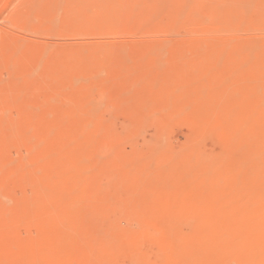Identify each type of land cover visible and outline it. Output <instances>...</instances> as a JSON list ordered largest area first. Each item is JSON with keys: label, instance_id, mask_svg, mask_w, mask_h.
Instances as JSON below:
<instances>
[{"label": "rangeland", "instance_id": "obj_1", "mask_svg": "<svg viewBox=\"0 0 264 264\" xmlns=\"http://www.w3.org/2000/svg\"><path fill=\"white\" fill-rule=\"evenodd\" d=\"M32 1H34L33 2L34 4L30 3L31 0H0V4H1L0 5V96H2V94L5 91L4 86H6V88L8 87L9 90L11 86V90H12V86H13L12 81L14 77L17 76L18 74H24V75L28 74L26 76L27 78L32 75H35V77L32 78L34 83L29 87L27 85L24 87L28 89V91L25 93L26 95L24 96L18 95L19 99L14 95L6 96L2 98V100L0 98V119L3 120L6 119V117L9 119L8 124L4 125L5 129L3 128L0 130V148H1L0 157L2 158L6 154V156H8L7 159L10 162L8 163L7 161H4L2 163V164H7V163L9 164L8 166L4 165L5 169H2L3 166L0 162V166H1L0 184L3 182V185H0L1 187L0 196L3 195L1 199L2 200L7 199L5 201H8L11 205V208H7V210L4 211L5 212L4 214L6 215L5 218L7 219V220L5 219L6 220L5 222L7 223L6 228H5V224H3L4 226L1 225L4 228L0 226L1 229L0 264H73V263L100 264L101 261L103 262V264H114V263L130 264L131 261L128 260L130 256H132L133 258L132 260L133 263L131 264H136V263L138 264V261H141L139 258L142 259L144 254L145 257H143L144 260H142V262L145 261V263L139 262V264H146V263L161 264L162 259L165 258V256L168 255V253L171 257H174L177 261L178 260L182 261L184 264H193L190 258L184 257L180 255V253H177L176 251L163 252L164 247L166 251L167 241L156 240L152 243L151 239L147 235L143 234L140 241L145 246H140V249L141 248L143 249H141L140 253L135 254L133 252L131 244L127 242V239L129 237L132 238L134 236H138V234L144 230V227L147 231H149L150 229L147 227L153 228L150 229L149 232L151 231L155 232L156 228H160L162 226L165 227L166 224L163 222V219L167 218L165 216H168L170 213H173L176 217L181 216V218L190 217L191 219V217H193V215L196 212L194 208L191 207L186 208L179 206L175 207V204H178L179 202L177 201L178 199L180 201L184 199H189L193 194L194 197L199 198L200 201L201 199H203V197H205L204 195L206 189H203L202 190L203 192L194 193L195 192L194 184H196L198 182L197 180H200L199 178H201V174L198 173L200 171L196 169L198 168V161H199L198 159L201 155L202 156L200 158L204 157L206 159L207 157L214 158L215 156L214 159H216L217 157V159L220 160L218 161V164H220L221 166L219 167V171H218L219 173L222 172L224 174H228V170H226L225 167L236 164L237 154H238L237 149L242 144V140H240V138H238V140L233 139L231 138V136L230 137L228 135L226 136V133H222L221 131H223L224 127L226 126L225 123H227V121H229L230 119L229 124L232 131L238 129V132L241 133L240 122L232 125L233 123L232 120L234 118V115L230 111L231 109L230 107L236 104L240 106L241 104L244 105V97L243 95L241 96L240 94L243 91L242 90L243 85H241L243 84V82L241 83L242 78L241 77L237 78V74L239 71L237 67H241L240 65L243 57L242 56L243 53H241L242 48H246L245 45L248 44L264 45V0H165V1L146 0L149 3V5H147L148 3L145 0H116V2L115 0L114 1L100 0V3L102 1V5H100V3L98 2L99 0H97L99 4L97 6H96L97 2H94L95 0H72L73 3L67 0L69 5L70 2L72 3V6L70 5L71 6L70 12L73 14L75 13L73 20L74 22L71 21L70 24L74 27V31L70 30L72 26L69 27L70 26L69 25L68 27H66V25L68 24H65V28H63L64 25L59 26V24L61 25L60 23L62 19L61 17L65 16L64 11L60 9L61 10L60 13L61 14L62 12L64 13V15H62L61 17L60 15H58V17H60L59 18L60 22L59 20L56 21L55 18L58 19V17H54V16H53L54 18H52L51 20L49 19L51 18L50 13L48 14L45 13V6L42 7L40 3L37 2L39 4L38 5L35 2L36 0H32ZM37 1H40L41 4L43 5L44 4L46 5V3L48 2L52 3L51 0L50 1L37 0ZM144 1L147 4H144L145 3ZM247 1L250 3V6L248 3L246 4ZM113 2L117 3L116 6L118 7L116 10H115L116 6L113 4ZM159 2L163 4H160ZM223 2L225 3L223 4ZM49 3L48 5H46V7L50 5ZM65 3L66 0H64L63 5H65ZM103 3H104V7H103ZM106 3H108V5L111 4L113 7L115 6L114 9L113 7H111V5H110L111 8H109ZM32 4L35 5V7ZM88 4L90 6H87ZM244 4L248 5V7ZM73 5H74V9H73ZM76 5L78 7L81 6L83 10H81L80 7V10L78 11L79 8ZM135 5L137 7L136 10H138L139 8L138 11H135L137 12L136 16L134 15L130 17L127 16L128 18L126 17L125 19L116 20L118 22H115V25L116 24L118 25L116 27L117 30L113 31L114 32L113 36L111 34L112 32L109 33L108 31L107 32L105 31L106 29L104 26L101 25L103 28L102 29L101 27L99 28L100 21L103 22L99 16V14L102 15L103 13H101L100 11L105 10L104 12H107L106 10L108 9L106 8L108 7L109 8L108 11L112 10V12L114 13L116 11H121V10L124 11V9L125 10H130L131 8L134 9ZM145 5H147V7ZM86 6L88 10L86 9ZM142 6H144L145 8ZM64 7L66 8L67 6ZM92 7H95L94 10H96L97 7H100V11L99 12H97L98 10L94 11ZM246 7L248 8V10L250 8V11H248ZM47 8L50 9V7ZM143 8L146 9L145 11L147 12V14H150L149 20L147 22L145 21L146 24L145 22H143L144 16L140 15ZM62 9L64 10V8ZM76 9L80 13H77ZM245 9L247 10L246 13H245L246 11ZM73 10L74 12H72ZM81 11L83 14L87 12L86 14L87 16L85 15V17H88L90 13L93 12L91 15L92 17L90 16L91 21L93 19L95 20L96 17V20L98 19L100 20L98 21L99 26L96 24L98 22H95L94 20L93 22H95L94 24L96 25H93L94 27L91 26L92 25L91 23L93 22L91 21H90L91 23L89 21L87 22V18H86V20L85 19L84 20L87 22V24L88 23L90 24L87 25L86 22H84L83 20V18L85 17L83 18L81 17L83 16ZM180 12H182L184 16ZM196 12H198L199 17L201 18L197 17ZM179 13L181 14V17L183 16L182 18L181 17L179 18L180 16ZM80 14L81 16L79 17ZM137 14L139 15L137 16ZM192 14L195 16H193ZM46 15L48 16L47 17L48 20L47 18H45L47 22L44 19ZM233 16H234V21L231 19ZM75 17L79 19L77 20L75 19ZM90 17L88 18V20H90ZM221 17L224 19L229 17L231 23L232 21L233 23L236 21L235 22L236 26L234 24L233 27L240 29H238L237 31V29L235 28H230L226 26L224 27L226 29H222L220 25L221 22H223V19H221ZM162 18L165 19L166 21L163 20ZM176 18L178 22L179 21L181 22L176 24L177 22ZM215 18H217L218 21H215L216 20ZM242 18L244 19L241 20ZM29 19L33 20L32 23L31 20ZM66 19L71 20V17H67ZM80 19L83 21V23L82 21H80L79 23ZM35 20L37 23H35ZM67 20L65 21L66 23H68ZM185 20L187 21V24L190 25H187L185 23L186 22ZM204 20H206L207 23ZM18 21H20V23H18ZM48 21L50 22V24H53L54 29H55L54 24L58 23L57 26L59 28L62 27L64 29L63 31L60 30L62 31L61 34L64 31H66V33L67 31L69 32L71 31V33L68 32L69 34L67 33V35L64 36L63 34L58 35L57 33L60 32L58 31L59 28L56 30L50 29L49 27L52 28V26H50ZM121 21H123V23ZM27 22H29L30 24H28ZM142 22L144 23L146 28L143 26ZM46 23L47 26L49 27L43 26L46 25ZM81 23L83 27L81 26ZM16 24H21V25L25 24L26 26H23V28H21V25L19 26ZM36 24L38 27L35 26L34 28H38V29L34 30L33 25ZM73 24H75L76 29L78 28V31L80 28L81 29L83 28L82 30L83 31L85 30L84 33H87L89 35L83 34V36L85 37H79V35L80 36L82 35L78 34L77 36L76 35L77 33H83V32H81L82 31L81 29H80L81 31L78 32ZM83 24L88 29H84ZM153 24L154 26L155 25L156 26L154 27ZM29 25L32 27H30ZM41 25L43 27H41ZM136 25H138V27ZM250 25L252 27V30L250 29L251 28ZM27 27H29L30 30L27 29ZM39 27L42 30L43 29L45 30L42 32ZM89 27H93L94 29L98 28L99 30L98 29L96 30L102 32L100 33L98 32V34L96 31L91 32L92 31L91 29L93 28H89ZM120 27L122 31L120 30ZM141 27L142 29H140ZM198 27L201 29V31H199L200 29ZM219 27H221L222 32H219L220 31ZM48 28L50 29V31L48 30ZM159 28H161L162 30L164 28L165 29L164 31H162L159 30ZM213 29H215L214 32H212ZM75 30L77 33L75 32ZM225 30L226 31L228 30V32H226ZM150 31L152 33H150L149 35L146 34L147 32ZM153 31L154 32L157 31V32L154 33ZM192 31L194 35L197 32L200 35L197 33L194 36L192 34ZM216 31L218 32V35ZM51 32L53 34H50ZM125 32L127 33V35ZM204 32L205 34L201 35V33L203 34ZM95 33L97 34V36H95L96 35ZM106 33L110 35L106 36ZM118 33L120 34V36L122 35L123 36L120 37ZM207 33L208 34L212 33V35L211 34L206 35ZM232 33L235 35H233ZM15 37L20 38V40L16 39L18 41L17 42L15 40ZM206 38L220 40L228 44L218 45L216 47L218 49V51L216 52L218 53V55L213 57L211 56L206 60H204L203 62H201L200 59L201 53L202 54L211 53V46H203L205 49L202 50L203 47H200L199 49V46H194L191 43L201 42ZM100 40L104 41L102 42L103 48L105 46H108L107 44L112 43L113 49L112 50L103 49L101 46H99V43L101 42ZM169 40L170 42L172 40L171 44H169L168 42ZM15 41L17 44L15 48L18 46L19 47L23 46L20 47L19 49L16 48V52H14L15 50L14 47H13L14 49L11 50L12 46L15 45ZM43 41L46 42V44L42 46L41 44H44ZM98 41H99L98 45H95ZM105 41L107 42L106 44ZM164 42L167 43L169 46H167V44H165ZM11 43L13 44L11 45ZM98 46L99 48H102L104 51H101L99 52L98 55H95L97 50L99 49ZM8 47H10L11 51L8 49ZM160 47L162 48V52ZM45 48H47L48 50H46ZM43 49L46 50V52H44ZM76 50L77 51L79 50L80 52L79 51L77 52ZM154 50L156 51L153 52ZM43 52L45 54H43ZM81 52L82 54H79ZM103 52L104 55H102ZM183 52H190L188 53L189 56L186 58H180ZM12 53L15 54L14 56H16L17 58L13 57ZM10 54L12 55L10 56ZM165 54L167 55L165 56ZM253 57L256 58L257 55L253 54ZM5 58L8 59L6 60ZM13 59L16 60L12 64ZM11 60L12 62H10ZM160 60L161 62L163 61L164 62L161 63L159 62ZM15 62L18 63L15 64ZM38 64L40 65V67L39 66L37 67V71H34V73L30 74L29 70L30 69L34 70V67ZM247 71L249 72L248 74H246L247 77L249 75L248 78L252 77L251 74L253 75L254 73H256L254 68L252 69L249 68ZM98 73L102 75L100 74L98 75ZM95 75L99 77L97 78ZM78 78L79 79L82 78V79L79 80ZM86 78H88V80ZM235 79H236V83L232 84V80ZM95 85L97 89L95 88ZM212 91H213V95H212ZM47 96H49L51 99L55 97V99H52V101L53 100L54 101L52 102L51 99H48L49 97ZM200 96H203V98H200ZM214 96H218V97L214 99L215 101L214 100L211 101L210 100L211 97ZM101 97L102 99H100ZM21 98H23L22 101H20ZM38 98H42L41 100L44 103L38 105L34 104V102H36ZM45 98H47L48 101ZM97 98L98 100L99 99L100 100L95 101L97 100ZM207 99L209 100L205 102L203 101ZM24 101H26L25 105H24ZM70 101L73 102V104ZM197 101H199V103ZM15 103L19 104L16 105L19 106V108H21L20 109L21 111L19 109H18L19 111H17L16 108L18 107L15 105ZM115 103L117 104L115 105ZM91 104L95 105L94 106L95 110H92L93 111L92 114L91 111L89 110V107H92ZM211 104L213 105L211 106ZM28 105H30L29 106L30 109L33 108L32 106H34V109L36 108L33 111V113L35 112V116H36L35 118L37 124H32L34 121L32 123H30V120L26 121L27 119L24 117L27 109L26 106L28 107ZM183 105L185 107H183ZM188 105L190 106L188 107ZM8 107L9 109H7ZM29 107H28V111H29ZM203 107L205 109H203ZM208 107L210 108L208 109ZM213 107L214 109H212ZM165 108L166 111L168 110L167 112L165 111ZM6 109L10 112L6 111ZM112 109L113 111H110ZM96 110H100V111L99 112L97 111L98 114L97 112H95L97 116L95 115L94 117L93 114L94 111ZM5 111L7 112L10 118L6 116L7 114H4L5 117H2L3 112L6 113ZM111 112L112 115L114 116V119L113 116L110 114ZM49 113L53 115H50ZM178 113L179 115H177ZM63 116H65L64 120H63ZM103 119H107V120L103 122L104 121ZM1 120L0 122H2ZM171 120L173 121L171 122ZM92 121L94 123H92ZM179 122L180 123L185 122L189 127L183 123H182L183 125L181 124L182 125L181 126L179 125L180 124ZM221 123H224L225 125L223 124L224 125L223 126L221 125ZM217 124L219 127L217 126ZM176 125L178 127H176ZM206 126L209 127L207 128ZM211 126H213V129L216 126L215 127L216 129H214L216 131L210 129L212 128ZM220 126H222L221 129ZM101 127H104L102 131H100L102 129ZM113 127L116 128V130L118 131H116ZM27 128L30 129V134L25 135L28 138H23L24 135L22 136L21 132H23V130L25 131L28 130ZM217 128L220 129V130L218 129L219 133H217ZM195 129H196L195 134L196 135L199 134L198 136H195V134L193 133L195 132ZM203 129H205L204 132L200 133V131L202 132ZM209 130L212 131L210 132ZM50 132L52 134H50ZM99 132L102 133L100 134ZM165 132L167 133L165 134ZM19 133H21L20 136H18ZM191 133H193L194 136L193 135L192 136L195 139L192 136H189L191 135ZM80 134L82 137L80 136ZM217 134L221 135L220 138L219 135ZM222 134L223 135L225 134L224 137L226 138L228 137V139L226 138L224 139V137L221 138ZM9 135H11L10 140L14 142L13 144V142L9 141V143L13 145V147L11 146L12 149H9L10 144L8 145ZM166 135H168V138ZM6 137L8 138V140H5ZM188 137H191L189 138V141H188ZM198 138H200V140ZM186 139L187 141H185ZM18 140L21 141L19 142ZM222 140L224 141L227 140L228 144L226 143V141L224 142ZM6 141L7 144H4ZM228 141L229 142L232 141L231 143L233 145L236 144V146L230 144V146L232 147L229 146L230 148L229 149ZM192 142H194L195 144ZM37 143H39L40 145L39 146L37 145L38 147L35 149L34 156L32 157V155L30 156L31 151H29L31 148L30 146L36 145ZM105 143H107L106 144L107 146L105 145ZM187 143H192L193 148L192 146L191 147L186 146L189 145ZM224 143L227 144L228 149L224 148L226 147ZM182 144L185 145L188 149H186L185 146H183ZM181 145L183 146V148H180ZM3 146H6L7 148L9 146L8 149L11 151L8 152V149H4ZM103 146L104 147L106 146V148L104 149ZM129 146L131 147L130 148L131 150L129 149ZM107 147L109 149L106 152ZM158 147L162 151L158 150L159 149ZM101 148L105 150V153L103 152L104 150H102ZM189 148L190 151H188ZM153 149L156 152L160 151V153L154 152V154H152ZM174 149L175 150L177 149L176 152L179 149L182 156L179 154L180 155L179 157L178 155V153H180L179 151L178 153H175L176 154L175 155ZM183 149L186 152H183ZM194 149L200 151L196 153H192L194 152ZM167 150L168 151L173 150V153L172 151L166 152ZM235 150L237 152H234ZM6 151L7 153H9L8 155L7 153L4 154V152ZM101 151L102 154H100ZM108 151L111 153H109ZM221 152L224 153V155L223 154L220 155ZM225 152L228 155L225 154ZM108 153L112 155H107ZM104 154L106 156H104ZM167 154L168 157H166ZM97 155L99 158L97 157ZM148 155L150 159L147 158ZM225 155H227V157H225ZM11 156L15 159L13 160V162L11 160L12 158ZM154 156L155 159L151 158ZM176 156L179 158H175ZM218 156L221 159H219ZM101 157L103 158L101 159ZM23 158L26 160H24ZM85 158H87V161ZM172 158L174 159V161L171 160ZM187 158H189L190 160L188 161V164L185 165V163H187L186 162ZM82 159L85 162H81ZM170 160L173 162H169ZM182 160L185 161L183 162ZM23 161L30 163L31 167L39 170L38 174L41 176L42 179H46L47 181H50L51 183V185H49L50 190L47 188L48 189L47 191H44L42 194H38L36 193V190L33 187L27 185L25 186V184H23V182L20 180L21 173L23 172L20 171L19 173L15 172V170L18 171V169H16L15 167H17V165ZM98 161H100L99 164ZM223 161H227L228 163ZM200 162H202V159ZM222 162L224 163V165L222 164ZM226 163L227 165H225ZM153 164H155V166ZM149 165L152 166L154 169ZM178 167L182 171L179 170ZM166 169L168 170L166 171ZM110 173H113L111 174L112 177L110 176ZM179 174L180 176H178ZM75 175L82 177V181L77 183V181L74 179ZM104 175L106 178L103 179ZM106 175L109 177L107 178ZM181 175L183 177H186L184 178L185 180L181 178ZM197 176L199 178H197ZM115 177L117 180L115 179ZM108 180H111L109 183L110 184L109 188L111 189L110 192L113 191L111 193H109V190L107 189L108 185L107 186L105 185L106 183L109 182ZM102 185H105L106 189L104 188V186L102 187ZM132 193L134 196L132 195ZM238 195H239L238 201L254 200V197H251L245 193ZM105 198H107V202ZM24 199L25 200L27 199L28 201H31L30 203H32L30 212L23 211V209L22 211L20 210L21 213L17 212V210L14 209V207H17L18 204L21 205L24 202L23 201ZM54 199L56 201H54ZM127 199L131 202H129ZM18 200L21 202H18ZM77 202L78 203L80 202V204H77L76 206ZM122 202L124 203V205ZM173 202L174 204H172ZM51 205L53 206V208L51 207ZM61 207L62 209L65 208V210H62ZM93 208L95 210L94 213L92 211ZM46 209L47 211L49 210L48 213L51 212L53 214L50 215L56 216L60 220L59 222H57L58 229L56 230L58 234L55 233L54 228H49V230H45L46 232H44L41 231L39 228L38 231L37 226L35 225L30 227L31 221L29 220H32L31 217L33 218L31 212L32 211L34 212L35 210V213H37L38 215V213H46L47 212ZM14 212L19 213V215L17 214L18 216H16L15 215L16 213ZM89 212L91 213V215ZM95 212L97 213V215H95L96 214ZM113 212L114 214H112ZM116 212H118L117 213L118 215L115 214ZM121 212L124 213L121 214ZM86 213L87 216H85ZM119 213L121 216L119 215ZM29 214H30V219H29ZM12 215L14 216V218H12ZM111 215L112 217L113 215L117 216V217L114 216V218L116 219L115 220H113V218L110 219ZM119 216L120 218H118ZM127 216H129V218ZM207 216L208 214L205 213L201 217L206 218ZM126 217L128 219H126ZM85 218H87V220ZM124 219L126 220L124 221ZM122 221L124 225L123 224L121 225ZM127 221L130 222L128 223ZM136 221L138 222L137 225L138 224L140 225V228L139 226L136 225ZM113 222L115 225L113 224ZM130 224L134 226L131 227ZM110 225L112 228H110ZM64 226L65 227L68 226L67 229H64ZM71 228L73 229V231H70ZM115 228H117L118 231L113 230ZM103 229L105 233L101 232L103 231ZM172 230H173V235L174 234L175 235L174 236L172 235V238L170 239V241H168L170 244L176 246L177 248L178 247L185 248L192 245L194 246L196 244V242H191L185 239L184 237L186 234H189L190 232L192 233L193 231L191 221L189 223L176 225L175 227L173 225ZM98 232L102 234L100 233L98 234ZM104 234H107L108 237H106ZM92 236L97 237L94 242H90V238ZM105 237L107 238V240H105L106 239ZM77 238H82L81 241L84 243V246H87V249L85 250V253L88 254L86 255L87 258L81 257V249H83L84 246L80 242L76 243ZM101 239H103L104 244L108 242L105 244L106 248H108L107 250H105L106 253L103 250V248L100 247V243L102 241ZM142 239H144L145 243L143 242ZM109 240L112 242H109ZM6 242L8 243V245L6 244ZM28 243L30 244V246H27ZM25 244L27 245L23 246ZM57 244L61 247L60 253L56 251ZM154 245L157 247H155ZM22 246L25 249L27 247V250H24ZM159 248H160V252H159ZM161 248L163 250H161ZM30 249L31 250L33 249L34 251L33 250L30 251ZM144 249L145 252L143 251ZM93 250H95V253ZM162 252L166 255L164 256ZM142 253L144 254L142 255ZM103 254L104 257H101V255ZM129 254L130 256H127ZM134 254L136 255V257ZM94 258L96 259L98 258V259L94 261ZM55 259L56 261H54Z\"/></svg>", "mask_w": 264, "mask_h": 264}, {"label": "bare ground", "instance_id": "obj_2", "mask_svg": "<svg viewBox=\"0 0 264 264\" xmlns=\"http://www.w3.org/2000/svg\"><path fill=\"white\" fill-rule=\"evenodd\" d=\"M50 1V0H49ZM69 1H71L72 2V0H69ZM104 1V0H103ZM114 1V0H113ZM146 1V0H145ZM144 1V2H145ZM148 1V0H147ZM146 1V2H147ZM162 1V0H161ZM165 1V0H164ZM34 1H32L31 0V2L30 3H33ZM36 3L37 2H39L40 3V5L43 7V6H45V13H50V17L51 18H49V19H51L52 20V18H54V17H58V15H60V17L62 16V15H64V13H65V16H62L61 18V22H60V20H59V18L60 17H58V19L57 18H55L56 19V21L57 20H59V22L61 23V25L59 24V26H62V25H64L63 26V28H65V24H68V25H66V27H68L70 24H71V21H73L74 20V14L73 13H71L70 12V10H71V6H72V3L70 2V5H69V3H68V1L66 0V3H65V5H63V3H64V0H51V2L52 3H49L50 5L49 6H47V7H50V9L49 8H47L46 7V5H48V3H46V5L44 4H41V2L40 1H35ZM45 2V1H44ZM92 2V1H91ZM94 2H97V0H95ZM99 3H100V0L98 1ZM98 2H97V4H96V6L97 5H99L98 4ZM106 2V1H105ZM104 2V3H105ZM109 2H111V1H109ZM115 2H116V0H115ZM115 2H113V4L116 6L117 5V3H115ZM144 3V4H147V3ZM228 2V1H227ZM233 2V1H232ZM104 3H103V7H104ZM160 4H163V3H161V2H159ZM225 2H223V4H224ZM239 3V2H238ZM249 4V6H250V3L247 1L246 2V4ZM34 4V3H33ZM32 4V5H33ZM38 4V3H37ZM53 6H52V5ZM66 4H68V5H66ZM79 4V3H78ZM91 4V3H90ZM92 4H95V3H92ZM107 4V6L109 7V8H111V7H113L111 4V7H110V5H108V3H106ZM105 4V5H106ZM151 4V3H150ZM246 4H244V5H246ZM1 5V4H0ZM7 5V4H6ZM39 5V4H38ZM75 5V4H74ZM74 5H73V9H74ZM80 5H82V4H80ZM100 5H102V1H101V3H100ZM143 5V4H142ZM147 5H149V3L147 4ZM147 5H145L146 7H147ZM220 5H222V4H220ZM34 7H35V5H33ZM63 6V7H62ZM64 6H67L66 8L64 7ZM69 6V7H68ZM77 6V5H76ZM87 6H90L89 4L87 5ZM87 6H86V9H87ZM94 6V5H93ZM114 6V7H115ZM170 6V5H169ZM186 6V5H185ZM247 7H248V5H246ZM30 7V6H29ZM32 7V6H31ZM78 7V6H77ZM81 7V6H80ZM80 7H78L77 9H78V11L80 10ZM106 8V9H108L109 10V8ZM114 7H113V9H114ZM117 7L118 6H116V8H115V10L117 9ZM140 7V6H139ZM142 7H144V6H142ZM246 7V9L248 10V8ZM48 10H47V9ZM62 8H64V10L62 9ZM76 8V7H75ZM89 8V7H88ZM91 8V7H90ZM93 8V10H94V8L95 7H92ZM97 8H99V9H97ZM96 8V10H98L97 12H99L100 11V7H97ZM102 8V7H101ZM134 8V7H133ZM136 5H135V10L134 9H130V10H125L124 9V11H116V12H112V10L111 11H108V10H106L107 12H104L103 10V12L102 11H100L101 13H103L102 15L104 16H102V15H100L99 14V16H100V19L103 21V22H101L99 19L98 20H96V17H95V22H98V21H100V26L98 25L99 24V22L98 23H96L98 26H99V28L101 27V29L103 28L102 26H104L105 27V31L107 32H112L111 34H112V36H113V31H116L117 30V25L118 24H116L115 25V22H118V21H116V20H121V19H125L127 16L128 17H130V16H136V13L137 12H135V11H138L139 10V8H138V10H136ZM145 8V7H144ZM142 9V12L140 13V15H143L144 17V21L143 22H147L148 20H149V17H150V14H147V12L145 11L146 9ZM149 8V7H148ZM162 8V7H161ZM174 8V7H173ZM184 8V7H183ZM186 8V7H185ZM245 8V7H244ZM62 11H64V13L62 12V14L60 13V11L61 10ZM77 9H76V11H77ZM85 9V10H86ZM103 9V8H102ZM163 9V8H162ZM220 9V8H219ZM245 9V10H246ZM35 10V9H34ZM81 10H83V8L81 7ZM88 10V9H87ZM86 10V11H87ZM92 10V11H93ZM96 10H94V11H96ZM118 10H120V9H118ZM148 10V9H147ZM176 10V9H175ZM183 10V9H182ZM181 10V11H182ZM247 10L245 11V13L247 12ZM75 11V12H76ZM77 11V13H80V12H78ZM90 11H91V9H90ZM174 11V10H173ZM243 11V10H242ZM248 11H250V8H249V10ZM72 12H74V10L72 11ZM194 12V11H193ZM32 13V12H31ZM44 13V14H45ZM76 13V14H77ZM81 13H82V11H81ZM93 13V12H92ZM92 13H90V15H89V13H88V17H85V15L87 14V12L85 13V14H83V16H81V14L79 15V17L81 16L82 18L83 17H85V18H83V20L85 19L86 20V18H87V22L89 21H91V15H92ZM139 13V12H138ZM180 13H182V12H180ZM179 13V14H180ZM191 13V12H190ZM228 13V12H227ZM43 14V15H44ZM155 14V13H154ZM158 14V13H157ZM165 14H167V13H165ZM185 14V13H184ZM195 14V13H194ZM98 15V14H97ZM96 15V16H97ZM139 14H137V16H138ZM168 15H170V14H168ZM182 15H183V13H182ZM193 15V14H192ZM196 15H197V17H199V14H198V12H196ZM232 15V14H231ZM246 15V14H245ZM54 16V17H53ZM87 16V15H86ZM91 16V17H90ZM98 16V17H99ZM102 16V17H101ZM184 16V15H183ZM182 16V17H183ZM190 16V15H189ZM193 16H195V15H193ZM203 16V15H202ZM216 16V15H215ZM223 16V15H222ZM225 16V15H224ZM226 16H227V14H226ZM235 16V15H234ZM234 16L231 18L233 21H234ZM30 17H32V16H30ZM48 16L46 15L45 17H44V19L45 18H47ZM65 17V18H64ZM67 17H71V20H67L66 18ZM78 17V16H77ZM77 17H75V19H77ZM90 17V20H88V18ZM93 17H94V14H93ZM97 17V18H98ZM127 17V18H128ZM139 17H141V16H139ZM181 17V14H180V16H179V18ZM181 17V18H182ZM196 17V18H197ZM230 17V16H229ZM222 18L221 17V19H223V22H221V27H222V29H226V28H224L225 26L226 27H230V28H235V29H237V31H238V29H240V28H236V27H233L234 26V24H235V22L233 23V21H232V23H231V20H230V18ZM34 18V17H33ZM36 18V17H35ZM73 18V19H72ZM161 18V17H160ZM168 18V17H167ZM199 18H201V17H199ZM208 18V17H207ZM219 18V17H218ZM26 19V18H25ZM43 19V18H42ZM64 19H66L67 21H68V23H66L65 21L66 20H64ZM79 19V18H78ZM77 19V20H78ZM152 19H154V18H152ZM163 19V18H162ZM161 19V20H162ZM195 19V18H194ZM198 19V18H197ZM216 20L215 21H218V19L217 18H215ZM244 18H242L241 20H243ZM24 20V19H23ZM29 20H31V19H29ZM47 20H48V18H47ZM47 20L45 19V21L47 22ZM51 20H50V22H51ZM84 20V22H86ZM93 20L91 21V22H93ZM163 20H165V19H163ZM176 20H177V18H176ZM32 21L33 20H31V23H32ZM55 21V22H56ZM63 21V22H62ZM80 21H82L81 19L79 20V23H80ZM154 21V20H153ZM166 21V20H165ZM164 21V22H165ZM186 21V20H185ZM204 21H206V20H204ZM24 22V21H23ZM39 22V21H38ZM49 22V21H48ZM50 22H49V24H50ZM74 22V21H73ZM72 22V23H73ZM87 22H86V24H87ZM90 22V23H91ZM95 22H93V23H91L92 25L91 26H93V25H96V24H94ZM122 23H123V21H121ZM142 22V23H143ZM146 22H145V24H146ZM179 22H181V21H179ZM178 22V20H177V22H176V24H178L179 23ZM209 22V21H208ZM18 23H20V21H18ZM28 24H30L29 22H27ZM27 23H26V25H27ZM35 23H37L36 22V20H35ZM42 23V22H41ZM41 23H39V24H41ZM44 23V22H43ZM63 23V24H62ZM76 23H77V21H76ZM75 23V24H76ZM82 23H83V21H82ZM82 23H81V26H82ZM119 23H120V21H119ZM186 24H187V21L185 22ZM206 23H207V21H206ZM211 23V22H210ZM219 23V22H218ZM243 23H244V21H243ZM57 24L58 23H55L54 25H55V29H54V26H53V24H50V26H52V28L51 27H49V26H47V23H46V25H43V26H46V27H49L50 29H54V30H56V29H58L59 27L57 26ZM75 24H73L74 26H75ZM89 24V23H88ZM87 24V25H88ZM125 24V23H124ZM160 24V23H159ZM175 24V25H176ZM195 24V23H194ZM220 24V23H219ZM16 25H21V24H16ZM25 24L24 25H21V28H23V26H26ZM78 25V24H77ZM84 25V24H83ZM90 25V24H89ZM102 25V26H101ZM121 25V24H120ZM119 25V26H120ZM187 25H190V24H187ZM193 25V24H192ZM196 25V24H195ZM30 26V25H29ZM38 27L37 26V24L36 25H33V29L34 30H37L38 28H34V27ZM42 25H41V27H43ZM72 25H70L69 27H71ZM81 26H79V27H81ZM98 26H95V27H98ZM128 26H130V25H128ZM137 27H138V25H136ZM143 26L146 28V26L144 25V23H143ZM148 26H150V25H148ZM153 26H154V24H153ZM156 26V25H155ZM154 26V27H155ZM166 26V25H165ZM194 26V25H193ZM235 26H236V24H235ZM239 26V25H238ZM15 27V26H14ZM30 27H32V26H30ZM57 27V28H56ZM78 27V26H77ZM83 27V26H82ZM94 27V26H93ZM93 27H89V28H93ZM160 27V26H159ZM162 27V26H161ZM221 27H219L220 28V31L219 30H217V31H219V32H222V29H221ZM241 27V26H240ZM250 27H251V25H250ZM260 27V26H259ZM19 28V27H18ZM25 28V27H24ZM40 28V27H39ZM48 28V30L50 31V29ZM62 27H60L59 28V30L58 31H60V30H64L63 28L61 29ZM135 28V27H134ZM151 28V27H150ZM153 28V27H152ZM189 28V27H188ZM199 28V27H198ZM27 29H29V27H27ZM41 29V28H40ZM39 29V30H40ZM75 29H76V26H75ZM81 29V28H80ZM79 29V31H81ZM84 29H88L87 27H85V25H84ZM96 29H98V28H96ZM96 29H89L91 32H97V34H98V32L100 33V32H102V31H97ZM140 29H142V27L140 28ZM144 29V28H143ZM165 29V28H164ZM164 29L162 30L161 28H159V30H162V31H164ZM175 29V28H174ZM173 29V30H174ZM200 29V28H199ZM248 29V28H247ZM251 30H252V27L250 28ZM26 30V29H25ZM30 30V29H29ZM45 29H41V31L43 32ZM46 30H47V28H46ZM51 30V31H52ZM66 30H68V29H66ZM70 30H73L74 31V27L72 26V28L70 29ZM77 31H78V28L76 29ZM76 30H75V32H76ZM99 30V29H98ZM120 30H121V27H120ZM127 30V29H126ZM139 30V29H138ZM155 30H156V28H155ZM173 30H171V31H173ZM193 30V29H192ZM196 30V29H195ZM195 30H194V33H195ZM211 30V29H210ZM209 30V31H210ZM214 30L215 29H213V31L212 32H214ZM229 30V29H228ZM228 30L226 31V32H228ZM231 30H233V29H231ZM250 30V31H251ZM257 30H259V29H257ZM27 31V30H26ZM32 31V30H31ZM62 31H60L59 33H57L58 35H62L63 34V36L64 35H67V33L69 32V31H67V33H66V31H64L62 34H61V32ZM78 31V32H79ZM88 31V30H87ZM122 31V30H121ZM125 31V30H124ZM143 31V30H142ZM148 31V30H147ZM199 31H201V29L199 30ZM208 31V30H207ZM216 31V32H217ZM230 31V30H229ZM261 31V30H260ZM15 32V31H14ZM33 32V31H32ZM54 32V31H53ZM55 32H57V31H55ZM74 32V33H75ZM81 32H83V33H77L76 35L78 36V34H81L82 36H80L79 35V37H85V36H83V34H85V35H89V34H87V33H84L85 32V30L83 31H81ZM89 32V31H88ZM136 32H138V31H136ZM154 32V31H153ZM155 32H157V31H155ZM154 32V33H155ZM160 32V31H159ZM176 32V31H175ZM191 32V31H190ZM203 32V31H202ZM206 32V31H205ZM205 32L202 34L201 33V35H204L205 34ZM211 32V31H210ZM256 32V31H255ZM34 33V32H33ZM46 33H47V31H46ZM69 33H71V31L69 32ZM68 33V34H69ZM73 33V32H72ZM117 33V32H116ZM126 33V32H125ZM141 33V32H140ZM144 33H146V32H144ZM150 33H152L151 31L150 32H147L146 34H150ZM153 33V34H154ZM194 33H193V31H192V34L194 35ZM198 33V32H197ZM196 33V34H197ZM50 34H53L52 32L50 33ZM90 34H93V33H90ZM96 34V33H95ZM97 34L95 35V36H97ZM119 34V33H118ZM181 34V33H180ZM195 34V35H196ZM199 34V33H198ZM211 35H212V33H210ZM210 34H206V35H210ZM220 34V33H219ZM221 34H224V33H221ZM226 34V33H225ZM233 34V33H232ZM241 34V33H240ZM255 34V33H254ZM4 35H5V33H4ZM73 35H75V34H73ZM110 35V34H109ZM108 35V33H106V36H109ZM126 35H127V33H126ZM194 35V36H195ZM200 35V34H199ZM198 35V36H199ZM213 35H215V34H213ZM217 35H218V32H217ZM233 35H235V34H233ZM263 35V34H262ZM45 36V35H44ZM91 36V35H90ZM89 36V37H90ZM104 36V35H103ZM116 36V35H115ZM119 36H120V34H119ZM123 36V35H122ZM122 36H120V37H122ZM153 36V35H152ZM188 36V35H187ZM190 36V35H189ZM192 36V35H191ZM67 37V36H66ZM150 37V36H149ZM109 38V37H108ZM114 38V37H113ZM20 40V38H16L15 37V40ZM260 39V38H259ZM16 40V41H17ZM95 40V39H94ZM97 40V39H96ZM232 40H234V39H232ZM261 40V39H260ZM14 41V40H13ZM16 41H15V45L14 46H12V48H11V50L12 49H14L15 48V46H17V44H16ZM101 41V40H100ZM167 41V40H166ZM165 41V42H166ZM251 41H253V40H251ZM18 42V41H17ZM96 42V41H95ZM102 42H104V41H101L100 43H99V41L95 44V45H98V43H99V46H103V44H102ZM164 42V43H165ZM169 42V44H171V42H172V40H171V42H170V40L168 41ZM22 43V42H21ZM43 43L44 44H41L42 46L43 45H45L46 44V42H44L43 41ZM107 42L105 41V44H106ZM109 43V42H108ZM253 43V42H252ZM13 43H11V45H12ZM19 44V43H18ZM23 44V43H22ZM102 44V45H101ZM165 44H167V43H165ZM191 44H193L194 46H199V49H200V47H203V46H211V53H207V54H202L201 53V57H200V59H201V62H203L204 60H206L207 58H209V57H213V56H216V55H218V53H216L217 51H218V49L216 48L218 45H225V44H228V43H226V42H223V41H220V40H214V39H212V38H206V39H204L203 41H201V42H193V43H191ZM251 44V43H250ZM93 45H94V43H93ZM108 46H105L103 49H106V50H112L113 49V46H112V43H109V44H107ZM249 45V44H248ZM245 45V47L246 48H242V50H241V53H243V57H242V60H241V67H237V69L239 70H237L238 71V74H237V78L238 77H241L242 78V81H241V83L243 82V84H241V85H243L242 86V93H240L241 94V96L243 95V97H244V105H242L241 104V106L240 105H233V106H231L230 108V111L233 113V115H234V118H233V120H232V125H234V124H236V123H238V122H240V125H241V133H239L238 132V129L237 130H233L232 131V129H231V127H230V124H229V122H230V119H229V121H227V123H225L226 124V126L224 127V129H223V131H221L222 133H226V136L228 135L229 137L231 136V138H233V139H237L238 140V138H240V140H242V144L238 147V149H237V151H238V154H237V160H236V164H233V165H230V166H228V167H225V169L226 170H228V174H224V173H222V172H218L219 171V167H221L220 166V164H218V161H220V160H218L217 159V157H216V159H214L215 158V156H214V158H208L207 157V159L206 158H204V157H202V158H200L199 157V161H198V168H196L195 166V168L197 169V170H199L200 172H198L199 174H201V178H199L198 176H197V178H199L200 180H197L198 182L196 183V184H194V189H195V192L194 193H199V192H203L202 190L203 189H206L205 190V197H203V199H201V201L199 200V198H196V197H194V194L189 198V199H184V200H177V201H179L178 202V204H175V207H177V206H179V207H186V208H188V207H191V208H194L195 209V214L193 215V217H191V219H190V217L187 219V218H185V217H183V218H181V216L180 217H176L173 213H170L168 216H165V217H167V218H164L163 219V222L166 224V226L165 227H160V228H163V229H160V228H154L156 231L155 232H149L150 231V229H153V228H151V227H147V228H150L149 229V231H147L146 229H145V227H144V230L142 231V232H140L139 234H138V236H134V237H129L128 239H127V242L128 243H130L131 244V246H132V249H133V252L135 253V254H137V253H140L141 252V249H143V248H141L140 249V246H145L140 240H141V237L143 236V234H145V235H147L150 239H151V241H152V243L154 242V241H156V240H164V241H167V247H166V251H165V247H164V250L161 248V250H163V252H170V251H176L177 253H180V255H182V256H184V257H187V258H190L191 260H192V263L193 264H264V45H260V44H251V45ZM99 46H98V48H99ZM163 46V45H162ZM167 46H169L168 44H167ZM167 46H166V48H167ZM11 47V46H10ZM10 47H8V49L10 50ZM14 47V48H13ZM20 47H23V46H20ZM19 46L18 47H16L17 49H19L20 48ZM47 47V46H46ZM49 47V46H48ZM157 47V46H156ZM229 47H230V45H229ZM16 48H15V50H14V52H16ZM97 48V49H98ZM102 48H99L98 50H97V52H96V54L95 55H98L99 54V52H101V51H104ZM161 48V47H160ZM46 50H48L47 48H45ZM155 49V48H154ZM165 49V48H164ZM205 48L203 47V49L202 50H204ZM10 50V51H11ZM44 50V49H43ZM46 50H44V52H46ZM9 51V52H10ZM77 51V50H76ZM79 51V50H78ZM77 51V52H78ZM95 51H96V49H95ZM156 50H154L153 52H155ZM13 52V53H14ZM19 52V51H18ZM17 52V53H18ZM43 52V54H45ZM80 52V51H79ZM121 52H122V50H121ZM161 52H162V48H161ZM12 53V54H13ZM86 53V52H85ZM95 53V52H94ZM125 53V52H124ZM150 53V52H149ZM152 53V52H151ZM188 53H190V52H183L182 54H181V56H180V58H186V57H188L189 55H188ZM225 53V52H224ZM12 54H10V56L12 55ZM79 54H82V52L81 53H79ZM126 54V53H125ZM154 54V53H153ZM253 54H256L257 55V57L256 58H254L253 57ZM15 54H13V57H16V56H14ZM19 55V54H18ZM94 55V56H95ZM102 55H104V52L102 53ZM101 55V56H102ZM167 54H165V56H166ZM45 57V56H44ZM17 58V57H16ZM100 58V57H99ZM125 58V57H124ZM129 58V57H128ZM6 60L8 59V58H5ZM10 59H11V57H10ZM96 59V58H95ZM98 59V58H97ZM158 59H160V58H158ZM200 59H199V61H200ZM16 60V59H15ZM14 59H13V62H12V60L10 61V62H12V64L14 63V61H15ZM42 60V59H41ZM74 60V59H73ZM128 60V59H127ZM83 61V60H82ZM93 61V60H92ZM69 62V61H68ZM128 62V61H127ZM159 62H161V60L159 61ZM164 62V61H163ZM163 62H161V63H163ZM220 62V61H219ZM222 62V61H221ZM18 62H15V64H17ZM39 64H41V63H39ZM36 65L35 67H34V70L33 69H30L29 70V72H30V74H32V73H34V71H37V67L39 66L40 67V65ZM43 64V63H42ZM68 64V63H67ZM100 64V63H99ZM103 64V63H102ZM79 65V64H78ZM91 65V64H90ZM13 66V65H12ZM87 66H88V64H87ZM116 66V65H115ZM2 67V66H1ZM11 67V66H10ZM160 67V66H159ZM83 68V67H82ZM162 68V67H161ZM252 69V68H254L255 69V71H256V73H254L253 75L251 74V78H248L249 77V75H248V77L246 76V74H248L249 72L247 71L248 69ZM104 71V70H103ZM84 72V71H83ZM8 73V72H7ZM101 73V72H100ZM100 73H98V75L100 74ZM102 73H104V72H102ZM13 74H14V72H13ZM37 74V73H36ZM57 74V73H56ZM235 74H236V72H235ZM17 75V74H16ZM24 74H18L17 76H15L14 77V79H13V81H12V90H11V86H10V90H9V88L7 87L6 88V86H4L5 87V91H4V93L2 94V96H0V98H1V100H2V98H4V97H6V96H12V95H14V96H16L17 98H18V95L19 96H24V95H26L25 93L28 91V89L27 88H24L26 85L29 87L30 85H32L33 83H34V81L32 80V78H34L35 77V75H32V76H30V77H26L28 74H26V75H24ZM100 75H102V74H100ZM96 76V75H95ZM4 77H5V75H4ZM24 77H25V79H24ZM97 77V76H96ZM96 77H94V78H96ZM99 77V76H98ZM97 77V78H98ZM75 79V78H74ZM79 79V78H78ZM82 78H80L79 80H81ZM87 80H88V78H86ZM56 80V79H55ZM78 80V81H79ZM76 81V80H75ZM84 81V80H83ZM108 81V80H107ZM106 81V82H107ZM205 81H206V79H205ZM80 82V81H79ZM85 82V81H84ZM88 82V81H87ZM97 82H99V81H97ZM75 83V82H74ZM236 83V79L235 80H232V84H235ZM237 83H238V81H237ZM200 84V83H199ZM138 85H140V84H138ZM237 85H239V84H237ZM236 85V86H237ZM102 86V85H101ZM100 86V87H101ZM156 86V85H155ZM192 86H193V84H192ZM200 87V86H199ZM68 88V87H67ZM95 88H96V85H95ZM94 88V89H95ZM133 88V87H132ZM180 88V87H179ZM97 89V88H96ZM204 89V88H203ZM93 90V89H92ZM99 90V89H98ZM207 90V89H206ZM230 90V89H229ZM233 90V89H232ZM235 90V89H234ZM238 90H239V88H238ZM103 91V90H102ZM110 91V90H109ZM108 91V92H109ZM175 91H176V89H175ZM204 91V90H203ZM214 91H216V90H214ZM230 92V91H229ZM101 93V92H100ZM104 93H105V91H104ZM206 93V92H205ZM234 93V92H233ZM227 94V93H226ZM32 95V94H31ZM48 95V94H47ZM204 95V94H203ZM212 95H213V91H212ZM46 96V95H45ZM49 96H51V95H49ZM49 96H47V97H49ZM58 96V95H57ZM171 96H172V94H171ZM205 96H206V94H205ZM91 97V96H90ZM218 96H214V97H211V101L212 100H214V99H216ZM225 97V96H224ZM94 98H96V97H94ZM105 98H106V96H105ZM200 98H203V96H200ZM208 98V97H207ZM230 98H233V97H230ZM239 98V97H238ZM7 99V98H6ZM19 99V98H18ZM17 99V100H18ZM22 99L23 98H21V100L20 101H22ZM42 98H38V100L36 101V102H34V104H43L44 102L41 100ZM44 99V98H43ZM45 99H47V98H45ZM48 99H51L50 97L48 98ZM48 99H47V101H48ZM52 99H55V97L54 98H52ZM52 99H51V101H52ZM100 99H102V97L100 98ZM99 99V100H100ZM196 99V98H195ZM198 99V98H197ZM227 99V98H226ZM26 100V99H25ZM94 100V99H93ZM92 100V101H93ZM98 100V98H97V100H95V101H99ZM209 99H207V100H203L204 102L205 101H208ZM222 100V99H221ZM234 100V99H233ZM236 100V99H235ZM19 101V102H20ZM46 101V102H47ZM54 101V100H53ZM52 101V102H53ZM67 101V100H66ZM215 101V100H214ZM230 101H231V99H230ZM237 101V100H236ZM239 101V100H238ZM25 102L26 101H24V105H25ZM71 102V101H70ZM91 102V101H90ZM178 102V101H177ZM198 103H199V101H197ZM222 102V101H221ZM226 102H227V100H226ZM21 103V102H20ZM72 104H73V102H71ZM104 103V102H103ZM207 103V102H206ZM209 103V102H208ZM212 103V102H211ZM19 105L18 103H15V105ZM22 104V103H21ZM21 104H20V106H21ZM26 104H28V103H26ZM30 104V103H29ZM70 104V103H69ZM90 104V103H89ZM93 104V103H92ZM91 104V105H92ZM117 103H115V105H116ZM214 104V103H213ZM213 104H211V106L213 105ZM256 104V105H255ZM16 105V106H17ZM170 105H171V103H170ZM177 105V104H176ZM13 106V105H12ZM11 106V107H12ZM30 105H28V107H29ZM32 106V105H31ZM86 106H87V104H86ZM94 106L95 105H92V107H89V110L91 111V114H92V110H95L94 109ZM97 106V105H96ZM190 105H188V107H189ZM210 106V107H211ZM10 107V106H9ZM9 107L7 108V109H9ZM18 108H16L17 109V111H19L21 108H19V106H17ZM28 107L26 106V114L24 115V117L27 119H25L26 121H29L30 120V123H32L33 121L35 122H33L32 124H37L36 123V116H35V112L33 113V111L36 109H34V106H32L33 108H31L30 109V107H29V111H28ZM100 107V106H99ZM98 107V108H99ZM108 107V106H107ZM113 107V106H112ZM171 107H172V105H171ZM171 107H169V108H171ZM183 107H185L184 105H183ZM193 107V106H192ZM210 107H208V109L210 108ZM220 107V106H219ZM218 107V108H219ZM24 108V107H23ZM96 108V107H95ZM6 109V111H8ZM19 109V110H18ZM101 109V108H100ZM114 109H115V107H114ZM168 109V108H167ZM186 109V108H185ZM203 109H205L204 107H203ZM212 109H214V107L212 108ZM221 109V108H220ZM184 110V109H183ZM189 110V109H188ZM187 110V111H188ZM5 111V112H6ZM21 111V110H20ZM23 111V110H22ZM99 112L100 110H96V111H94V117H95V112ZM110 111H113V109L112 110H110ZM164 111V110H163ZM165 111H166V108H165ZM164 111V112H165ZM168 111V110H167ZM166 111V112H167ZM185 111V110H184ZM183 111V112H184ZM195 111H196V109H195ZM213 111V110H212ZM217 111V110H216ZM219 111V110H218ZM8 112H10V111H8ZM24 112V111H23ZM23 112H21V113H23ZM98 112H97V114H98ZM182 112V111H181ZM209 112V111H208ZM214 112V111H213ZM185 113V112H184ZM183 113V114H184ZM212 113V112H211ZM4 114H7V112L6 113H4L3 112V116L2 117H5L4 116ZM50 114V113H49ZM85 114V113H84ZM111 115H112V112L110 113ZM154 114V113H153ZM219 114V113H218ZM221 114V113H220ZM10 115V114H9ZM50 115H53V114H50ZM89 115V114H88ZM93 115H92V117H93ZM110 115V116H111ZM166 115V114H165ZM177 115H179V113L177 114ZM181 115V114H180ZM201 115V114H200ZM223 115V114H222ZM6 116H8V114L6 115ZM11 116V115H10ZM18 116V115H17ZM97 116V115H96ZM113 116V115H112ZM175 116V115H174ZM198 116V115H197ZM220 116V115H219ZM9 117V116H8ZM20 117H21V115H20ZM66 117H67V115H66ZM153 117V116H152ZM177 117V116H176ZM175 117V118H176ZM178 117H180V116H178ZM182 117V116H181ZM10 118V117H9ZM110 118V117H109ZM112 118V117H111ZM200 118V117H199ZM207 118H208V115H207ZM216 118H219V117H216ZM60 119H61V117H60ZM65 119V116H63V120ZM93 119V118H92ZM113 119H114V116H113ZM162 119V118H161ZM174 119V118H173ZM222 119V118H221ZM232 119V118H231ZM1 120V119H0ZM8 118L6 117V119H3V120H1L2 122H0V130L1 129H5V126L4 125H7L8 124ZM32 120V121H31ZM104 121L103 122H105V120H107V119H103ZM198 120V119H197ZM210 120V119H209ZM109 121V120H108ZM173 120H171V122H172ZM219 121V120H218ZM50 122H51V120H50ZM90 122V121H89ZM210 122V121H209ZM217 122V121H216ZM225 122V121H224ZM29 123V124H30ZM44 123V122H43ZM92 123H94L93 121H92ZM178 123V122H177ZM180 123V122H179ZM183 123V122H182ZM182 123H180L179 125H181ZM196 123V122H195ZM202 123V122H201ZM31 124V125H32ZM50 124V123H49ZM183 124H185L186 126H188L185 122L183 123ZM182 124V125H183ZM190 124V123H189ZM224 123H221V125H223ZM224 124V125H225ZM30 125V126H31ZM42 125V124H41ZM168 125V124H167ZM181 125V126H182ZM206 125V124H205ZM215 125V124H214ZM223 125V126H224ZM33 126V125H32ZM40 126V125H39ZM44 126V125H43ZM86 126V125H85ZM175 126V125H174ZM200 126V125H199ZM199 126H198V129H199ZM204 126V125H203ZM217 126H218V124H217ZM168 127V126H167ZM176 127H178L177 125H176ZM175 127V128H176ZM189 127V126H188ZM207 127V126H206ZM209 127V126H208ZM207 127V128H208ZM212 128H210V129H212L213 131H216V130H214V129H216L215 127H214V129H213V126H211ZM219 127V126H218ZM221 127L222 126H220V129H221ZM7 128V127H6ZM52 128V127H51ZM102 129L100 130V131H102L103 130V128L104 127H101ZM114 128V127H113ZM112 128V129H113ZM166 128V127H165ZM174 128V129H175ZM28 129V128H27ZM111 129V130H112ZM115 130H116V128H114ZM173 129V130H174ZM202 129V128H201ZM206 129V128H205ZM205 129H203V131L201 132L200 131V133H203L204 132V130ZM218 129L219 128H217V133H219L218 132ZM219 129V130H220ZM234 129V128H233ZM192 130H194V129H192ZM191 130V131H192ZM207 130V129H206ZM211 130V131H212ZM32 131V130H31ZM49 131V130H48ZM116 131H118V130H116ZM163 131V130H162ZM187 131V130H186ZM210 131V130H209ZM210 131V132H211ZM20 132V131H19ZM164 132V131H163ZM189 132H190V130H189ZM188 132V133H189ZM199 132V131H198ZM236 132V133H235ZM2 133V132H1ZM22 133V136L24 135H29L30 134V129H28V130H23V132H21ZM21 133H19L18 134V136H20L21 135ZM100 133V132H99ZM102 133V132H101ZM100 133V134H101ZM167 132H165V134H166ZM169 133V132H168ZM194 134L196 133V129H195V132H193ZM193 133H191V135H189V136H192L193 135ZM213 133V132H212ZM215 133V132H214ZM50 134H52L51 132H50ZM122 134V133H121ZM162 134V133H161ZM170 134V133H169ZM186 134H187V132H186ZM185 134V135H186ZM216 134V133H215ZM221 134V133H220ZM232 134V135H231ZM171 135V134H170ZM170 135H169V138H170ZM199 134H195V136H198ZM203 135V134H202ZM217 135H219V134H217ZM4 136V135H3ZM10 136L11 135H9V140H8V138L6 137L5 138V140H8V145L10 144V148H9V146H8V148L9 149H12L11 148V146L13 147V145L11 144V143H9V141L10 142H13V141H11L10 140ZM23 136V138H28L27 136H25L24 137ZM80 136H81V134H80ZM99 136V135H98ZM167 136V138H168V135H166ZM194 136V135H193ZM192 136V137H193ZM201 136V135H200ZM220 136L221 135H219V138H220ZM225 136V134L223 135L222 134V137L221 138H223ZM82 137V136H81ZM13 138V137H12ZM80 138V137H79ZM161 138H164V137H161ZM189 138H191V137H188V141H189ZM194 138V137H193ZM226 137H224V139H225ZM31 139V138H30ZM160 139V138H159ZM195 139V138H194ZM196 139H197V137H196ZM199 140H200V138H198ZM226 139H228V137L226 138ZM14 140V139H13ZM25 140V139H24ZM175 140V139H174ZM176 140H179V139H176ZM229 140H231V139H229ZM236 140V141H237ZM2 141H4V140H2ZM19 141V140H18ZM21 141V140H20ZM19 141V142H20ZM164 141V140H163ZM185 141H187V139L185 140ZM195 141H197V140H195ZM222 141H224V140H222ZM226 141V143H227V140H225ZM224 141V142H225ZM233 141V140H232ZM232 141H228L229 142V145H228V148H229V146H230V144H232L231 142ZM44 142V141H43ZM124 142V141H123ZM158 142V141H157ZM172 142H174V141H172ZM183 142V141H182ZM218 142V141H217ZM238 142V141H237ZM237 142H235V143H237ZM125 143V142H124ZM123 143V144H124ZM131 143V142H130ZM155 143V142H154ZM161 143V142H160ZM184 143V142H183ZM192 143H194V142H192ZM192 143H187V144H189V145H186V146H189V147H191L192 146V148H193V145H192ZM219 143V142H218ZM4 144H7V141L4 143ZM13 144H14V142H13ZM107 143H105V145H106ZM166 144V143H165ZM174 144V143H173ZM186 144V143H185ZM195 144V143H194ZM225 144V143H224ZM228 144V143H227ZM227 144H225L226 145V147H224V148H227ZM17 145V144H16ZM40 145L39 143H37L36 145H33V146H30L31 148H30V150L29 151H31V154H30V156L32 155V157L34 156V152H35V149L38 147V146ZM119 145V144H118ZM126 145V144H125ZM152 145H154V144H152ZM169 145H170V143H169ZM183 145V144H182ZM181 145V147L180 148H183V146H185V145H183L182 146ZM233 145V144H232ZM235 146H236V144H234ZM233 145V146H234ZM36 146V147H35ZM89 146V145H88ZM107 146V145H106ZM106 146L104 147L103 146V148L105 149L106 148ZM158 146V145H157ZM166 146V145H165ZM180 146V145H179ZM185 146V148L186 149H188L187 147ZM220 146V145H219ZM2 147V146H1ZM4 147V149H8L6 146H3ZM23 147V146H22ZM126 147V146H125ZM155 147V146H154ZM160 147H162V146H160ZM164 147V146H163ZM230 147H232V146H230ZM15 148V147H14ZM131 147L129 146V149H130ZM138 148V147H137ZM159 148V147H158ZM192 148H191V150H192ZM227 148V149H228ZM235 148V147H234ZM1 149V148H0ZM8 149V152L9 151H11V150H9ZM102 149V148H101ZM104 149H102V150H104ZM109 148L107 147V149H106V152H107V150H108ZM114 149V148H113ZM123 149V148H122ZM155 149V148H154ZM154 149H153V153L152 154H154V152H156V151H154ZM170 149V148H169ZM230 149V148H229ZM131 150V149H130ZM156 150H157V148H156ZM158 150H160V148L158 149ZM175 150V149H174ZM177 150V149H176ZM176 150L174 151V154L175 153H178V151L180 152V150L178 149V151L176 152ZM100 151V150H99ZM114 151V150H113ZM113 151H112V153H113ZM123 151V150H122ZM160 151H162V150H160ZM160 151L158 152V153H160ZM165 151V150H164ZM172 151V153H173V150H171ZM171 151H166V152H171ZM188 151H190V148H189V150ZM200 151V150H199ZM199 151H197L196 149H194V152H192V153H196V152H199ZM228 151V150H227ZM236 150L234 151V152H237ZM104 153H105V150L103 151ZM109 152V151H108ZM156 152V153H157ZM183 152H186L184 149H183ZM5 153H7V151L6 152H4V154ZM109 153H111V152H109ZM107 154V155H112V154ZM155 153V154H156ZM229 153H230V151H229ZM9 153H7V155H8ZM10 154H11V152H10ZM100 154H102V151H101V153ZM117 154V153H116ZM181 155V152L180 153H178V155ZM185 154V153H184ZM200 154V153H199ZM224 155V153H222L221 152V154L220 155ZM225 154H227L226 152H225ZM38 155V154H37ZM119 155H120V153H119ZM119 155H118V158H119ZM151 155V154H150ZM166 155V154H165ZM176 155V154H175ZM180 155H179V157H180ZM189 155V154H188ZM206 155V154H205ZM219 155V156H220ZM228 155V154H227ZM227 155H225V157H227ZM231 155H232V153H231ZM2 156H3V153H2ZM13 156H14V154H13ZM24 156H25V154H24ZM100 156H103V155H100ZM104 156H106L105 154H104ZM153 156V155H152ZM182 156V155H181ZM218 156V157H219ZM230 156V155H229ZM7 157L8 156H6V154H5V156H3L2 158H1V164L4 162V161H7L8 163H10L9 161H8V159H7ZM12 157V156H11ZM16 157V156H15ZM97 157H98V155H97ZM166 157H168V154H167V156ZM179 157H175V158H179ZM188 157V156H187ZM190 157V156H189ZM99 158V157H98ZM103 157H101V159H102ZM104 158H106V157H104ZM138 158V157H137ZM147 158H149V155L147 156ZM151 158H154L155 159V156L154 157H151ZM173 158H174V156H173ZM171 159V160H173L174 161V159ZM204 158V159H203ZM224 158V157H223ZM229 158V157H228ZM24 159V158H23ZM32 159V158H31ZM86 159V161H87V158H85ZM136 159V158H135ZM150 159V158H149ZM168 159V158H167ZM181 159H182V157H181ZM201 159H202V162H200L201 161ZM219 159H221L220 157H219ZM227 159V158H226ZM11 160H12V162H13V160H15L13 157L11 158ZM24 160H26V159H24ZM163 160V159H162ZM169 161V162H173V161ZM177 160H179V159H177ZM176 160V161H177ZM190 159L189 158H187V163H185V165L186 164H188V161H189ZM223 160H225V159H223ZM120 161V160H119ZM149 161V160H148ZM181 161V160H180ZM183 162L185 161V160H182ZM15 162V161H14ZM81 162H85L83 159H82V161ZM80 162V163H81ZM99 162L100 161H98V164H99ZM137 162V161H136ZM153 162V161H152ZM164 162V161H163ZM165 162H167V161H165ZM191 162V161H190ZM223 162H227V161H223ZM222 162V164L224 165V163ZM2 164V166H3V168L2 169H5L4 168V165H9V164ZM141 163V162H140ZM155 163V162H154ZM160 163V162H159ZM182 163V162H181ZM220 163V162H219ZM228 163V162H227ZM227 163L225 164V165H227ZM16 164V163H15ZM78 164V163H77ZM97 164V165H98ZM129 164V163H128ZM221 164V165H222ZM10 165H12V164H10ZM107 165H108V163H107ZM154 166H155V164H153ZM171 165H172V163H171ZM175 165H176V163H175ZM181 165V164H180ZM185 165H183V166H185ZM219 165V166H218ZM7 166H5V167H7ZM68 166V165H67ZM150 166V165H149ZM217 166H218V168H217ZM1 167V166H0ZM150 167H152V166H150ZM162 167V166H161ZM173 167V166H172ZM180 167H182V166H180ZM193 167V166H192ZM16 169H18V171L17 170H15V172H17V173H19V171L20 172H23V173H21V181L23 182V184H25V186L27 185V186H30V187H33L35 190H36V193H38V194H42L44 191H47L48 189H49V185H51V183H50V181H47L46 179H42L41 178V176L38 174V171L39 170H37V169H34L33 167H31V164L30 163H28V162H26V161H23V162H21L20 164H18L17 165V167H15ZM153 168V167H152ZM164 168H165V166H164ZM179 168V167H178ZM177 168V169H178ZM1 169V170H2ZM96 169V168H95ZM154 169V168H153ZM169 169V168H168ZM168 169H166V171L168 170ZM171 169V168H170ZM195 169V170H196ZM90 170H91V168H90ZM90 170H89V172H90ZM114 170V169H113ZM136 170V169H135ZM156 170V169H155ZM172 170V169H171ZM179 170H181L180 168H179ZM188 170V169H187ZM194 170V169H193ZM40 171H41V169H40ZM177 171V170H176ZM182 171V170H181ZM224 171V170H223ZM1 172V171H0ZM87 172V171H86ZM53 173V172H52ZM56 173H57V171H56ZM107 173V172H106ZM145 173V172H144ZM153 173V172H152ZM197 173V174H198ZM227 173V172H226ZM55 174V173H54ZM111 174H113V173H110V176L112 177V175ZM131 174V173H130ZM194 174V173H193ZM243 174H244V176H243ZM56 175V174H55ZM60 175V174H59ZM65 175V174H64ZM108 175V174H107ZM106 175V176H107ZM118 175V174H117ZM120 175V174H119ZM196 175V174H195ZM58 176V175H57ZM96 176H98V175H96ZM178 176H180V174L178 175ZM189 176V175H188ZM193 176V175H192ZM109 176H107V178H108ZM120 177V176H119ZM104 178H106L105 177V175H104V177H103V179ZM181 178H186V177H183L182 175H181ZM190 178H191V176H190ZM196 178V177H195ZM74 179L77 181V183H79V182H81L82 181V177H80V176H74ZM93 179V178H92ZM111 179V178H110ZM115 179H116V177H115ZM114 179V180H115ZM176 179V178H175ZM192 179H193V177H192ZM100 180V179H99ZM107 180V179H106ZM117 180V179H116ZM177 180V179H176ZM185 180V179H184ZM190 180V179H189ZM109 182L108 183H106V182H104V183H106L105 185L107 186L108 185V190H109V193H111V192H113V191H111L110 192V188H109V183H110V181L111 180H108ZM119 181H120V179H119ZM164 181V180H163ZM175 181V180H174ZM114 182V181H113ZM121 182H123V181H121ZM127 182V181H126ZM165 182V181H164ZM171 182V181H170ZM62 183V182H61ZM142 183V182H141ZM161 183V182H160ZM167 184V183H166ZM0 185H3V182L0 184ZM105 185H102V187L104 186V188H105ZM122 185V184H121ZM170 185V184H169ZM177 185V184H176ZM187 186V185H186ZM205 186V187H204ZM207 186V187H206ZM168 187V186H167ZM48 188V189H47ZM120 188V187H119ZM164 188V187H163ZM169 188V187H168ZM190 188V187H189ZM0 189H1V187H0ZM103 189V188H102ZM106 189V188H105ZM165 189V188H164ZM50 190V189H49ZM92 190V189H91ZM95 190V189H94ZM101 190V189H100ZM184 191V190H183ZM188 191V190H187ZM33 192V191H32ZM95 192V191H94ZM49 193V192H48ZM92 193V192H91ZM243 193H245V194H247V195H249V196H251V197H254V200H252V201H238V197H239V195L238 194H243ZM35 194V193H34ZM44 194H46V193H44ZM93 194V193H92ZM131 194V193H130ZM161 194V193H160ZM165 194V193H164ZM94 195V194H93ZM93 195H92V197H93ZM107 195V194H106ZM129 195V194H128ZM132 195H133V193H132ZM176 195V194H175ZM3 196V195H2ZM2 196H0V226L1 225H3V224H5V228H6V226H7V223L5 222L7 219L5 218V210H7V208H11V205H10V203L8 202V201H5V200H7V199H1V197ZM45 196H47V195H45ZM124 196V195H123ZM134 196V195H133ZM178 196V195H177ZM176 196V197H177ZM187 196V195H186ZM36 197V196H35ZM48 197H50V196H48ZM106 197V196H105ZM110 197H111V195H110ZM174 197V196H173ZM175 197V198H176ZM37 198V197H36ZM35 198V199H36ZM40 198H41V196H40ZM47 198V197H46ZM108 198V197H107ZM107 198H105L106 199V202H107ZM127 198V197H126ZM174 198V199H175ZM187 198V197H186ZM162 199V198H161ZM33 200V199H32ZM37 200V199H36ZM128 200V199H127ZM169 200H170V198H169ZM9 201H10V198H9ZM24 202L20 205V204H18L17 205V207H14V209H16L17 210V212H20L21 213V211H22V209H23V211H26V212H30V210H31V205H32V203H30L31 201H28L27 199L25 200H23ZM42 201V200H41ZM54 201H56L55 199H54ZM59 201V200H58ZM60 201H61V199H60ZM87 201H88V199H87ZM129 201V200H128ZM172 201H173V199H172ZM18 202H21V201H19L18 200ZM104 202H105V200H104ZM108 202H109V200H108ZM129 202H131V201H129ZM36 203V202H35ZM123 203V202H122ZM77 204H80V202L78 203H76V206H77ZM171 204V203H170ZM172 204H174V202L172 203ZM113 205V204H112ZM116 205H117V203H116ZM123 205H124V203H123ZM107 206V205H106ZM170 206V205H169ZM51 207L53 208V206L51 205ZM70 207V206H69ZM68 207V208H69ZM86 207H87V205H86ZM33 208V207H32ZM85 208V207H84ZM121 208V207H120ZM119 208V209H120ZM123 208V207H122ZM61 209H62V207H61ZM110 209V208H109ZM175 209V208H174ZM21 210V211H20ZM62 210H65V208L64 209H62ZM116 210V209H115ZM172 210V209H171ZM193 210V209H192ZM14 211V210H13ZM46 211H47V209H46ZM49 211V210H48ZM48 211L46 212V213H38V215H37V213H35V210H34V212L32 211L31 212V214H32V216H33V218L31 217V219L32 220H29V221H31V225H30V227H32L33 225H35V226H37V230L39 231V229L41 230V231H44V232H46L45 230H49V228H54L55 229V233H57L58 234V232H57V230L56 229H58L57 228V222H59L60 220L56 217V216H52L53 214L50 212V213H48ZM93 213H94V208H93ZM111 211V210H110ZM187 211V210H186ZM44 212V211H43ZM97 212V211H96ZM95 212V213H96ZM14 213H16V212H14ZM65 213V212H64ZM88 213V212H87ZM87 213H86V215L85 216H87ZM90 213V212H89ZM92 213V214H93ZM118 212H116L115 214H117ZM122 213H124V212H121V214ZM176 213V212H175ZM205 213H207L208 214V216L206 217V218H202L201 216L203 215V214H205ZM3 214H4V216H3ZM19 215V213H16L15 215L16 216H18ZM50 214H52V215H50ZM98 214H99V211H98ZM112 214H114V212L112 213ZM14 215V214H13ZM12 215V218H14V216ZM65 215V214H64ZM90 215H91V213H90ZM95 215H97V213L95 214ZM118 215V214H117ZM119 215H120V213H119ZM178 215V214H177ZM114 216L115 215H113V217H112V215H111V218L110 219H112L113 218V220H115L116 218H114ZM121 216V215H120ZM120 216L118 217V218H120ZM132 216H133V214H132ZM189 216V215H188ZM103 217V216H102ZM115 217H117V216H115ZM128 218H129V216H127ZM126 217V219H128ZM15 218H17V217H15ZM81 218V217H80ZM97 218V217H96ZM4 219V220H3ZM6 219V220H5ZM29 219H30V214H29ZM86 220H87V218H85ZM103 219V218H102ZM108 219H109V217H108ZM126 219H124V221L126 220ZM85 220V221H86ZM101 220V219H100ZM113 220H111V221H113ZM93 221V220H92ZM109 221V220H108ZM117 221H119V220H117ZM191 221V223H192V227H193V231H192V233L190 232L189 234H186L184 237H185V239H187V240H189V241H191V242H196V244L193 246H189V247H185V248H183L182 246V248H177L176 246H174V245H172V244H170L168 241H170V239L172 238V235H173V230H172V226L174 225V227L176 226V225H181V224H184V223H189ZM5 222V223H4ZM103 222V221H102ZM116 222V221H115ZM128 222V221H127ZM130 222V221H129ZM128 222V223H129ZM135 222V221H134ZM133 222V223H134ZM61 223V222H60ZM92 223V222H91ZM105 223V222H104ZM137 221H136V225H137ZM65 224V223H64ZM113 224H114V222H113ZM123 224V221H122V223H121V225ZM62 225V224H61ZM105 225V224H104ZM115 225V224H114ZM124 225V224H123ZM131 225V227L132 226H134V225H132V224H130ZM151 225H153V224H151ZM185 225H187V224H185ZM4 226V225H3ZM3 226H1V227H3ZM63 226V225H62ZM137 226H139V228H140V225L138 224ZM136 226V227H137ZM67 227L68 226H64V229H67ZM101 227H102V225H101ZM115 227V226H114ZM126 227V226H125ZM130 227V226H129ZM135 227V228H136ZM183 227H185V226H183ZM4 228V227H3ZM2 228V229H3ZM39 228V229H38ZM110 228H112L111 227V225H110ZM118 228V227H117ZM117 228H115V229H113V230H115V231H118L117 230ZM178 228V227H177ZM176 228V229H177ZM72 229V228H71ZM70 229V231H73V229L71 230ZM100 229V228H99ZM4 230V229H3ZM102 230V229H101ZM101 230H99V231H101ZM111 230V229H110ZM192 230V229H191ZM0 231H1V229H0ZM108 231V230H107ZM102 233H105L104 232V229H103V231H101ZM54 233V232H53ZM75 233H77V232H75ZM100 232H98V234H99ZM102 233H100V234H102ZM186 233V232H185ZM89 235V234H88ZM106 237H108V235L107 234H104ZM175 235V234H174ZM173 235V236H174ZM8 236V235H7ZM36 236V235H35ZM79 236V235H78ZM179 236V235H178ZM105 237V238H106ZM96 236H92L91 238H90V242H94L95 240H96ZM32 239V238H31ZM169 239V240H168ZM70 240V239H69ZM76 240V239H75ZM82 240V238H77V241H76V243L78 242H80L83 246H84V243L81 241ZM102 241H101V243H100V247L101 248H103V250L105 251V250H107L108 248H106V246H105V244L106 243H108V242H106L105 244H104V242H103V239H101ZM105 240H107V238L105 239ZM117 240V239H116ZM143 240V242L145 243V241H144V239H142ZM180 240V239H179ZM31 241V240H30ZM109 242H112V241H110L109 240ZM117 242V241H116ZM143 244H141V243ZM147 242V241H146ZM10 243V242H9ZM27 243V242H26ZM65 243V242H64ZM98 243V242H97ZM118 243V242H117ZM128 243H126V244H128ZM150 243V242H149ZM188 243V242H187ZM1 244V243H0ZM6 244L8 245V243L6 242ZM74 244V243H73ZM141 244V245H140ZM155 244V243H154ZM182 244V243H181ZM27 244H25V245H23V246H26ZM66 245V244H65ZM151 245V244H150ZM2 246V245H1ZM22 246V247H23ZM27 246H30V244L28 243V245ZM75 246V245H74ZM155 246V245H154ZM22 247H21V249H22ZM32 247V246H31ZM30 247V248H31ZM34 247V246H33ZM89 247V246H88ZM116 247V246H115ZM114 247V248H115ZM151 247V246H150ZM155 247H157V246H155ZM24 248V247H23ZM94 248V247H93ZM34 249V248H33ZM32 249V250H33ZM87 249V246H84L83 247V249H81V257L82 258H84V257H86V255H88L87 253H85V250ZM98 249V248H97ZM24 250H27V247H26V249L24 248ZM31 249H30V251H32ZM84 250V251H83ZM34 251V250H33ZM56 251L58 252V253H60V251H61V247L57 244L56 245ZM94 251V253H95V250H93ZM122 251V250H121ZM144 252H145V249L143 250ZM19 252H20V249H19ZM127 252V251H126ZM132 252V253H133ZM159 252H160V248H159ZM162 252V253H163ZM105 253H106V251H105ZM104 253V254H105ZM112 253V252H111ZM128 253V252H127ZM104 254L103 255H101V257H104ZM134 254V255H135ZM144 253H142V255H143ZM164 254V253H163ZM91 255V254H90ZM95 255V254H94ZM94 255H92V256H94ZM125 255V254H124ZM140 255V254H139ZM166 254H164V256H165ZM127 256H130V254L129 255H127ZM141 256V255H140ZM163 256V257H164ZM135 257H136V255H135ZM139 257V256H138ZM137 257V258H138ZM143 257H145V254H144V256ZM143 257H142V259L141 258H139L141 261H138V264H139V262L140 263H145V261L144 262H142V260H144L143 259ZM79 258V257H78ZM87 258V257H86ZM92 258V257H91ZM125 258H126V256H125ZM132 258V256H130V258H128V260H130L131 261V263H133V258ZM136 258V259H137ZM98 259V258H97ZM96 258H94V261L95 260H97ZM102 259V258H101ZM138 259V260H139ZM162 259V258H161ZM164 259V260H163ZM162 259V262H161V264H184L182 261H177L174 257H171L170 255H169V253H168V255L167 256H165V258H163ZM54 261H56V259L54 260ZM147 261V260H146ZM100 262V261H99ZM108 262V261H107ZM112 262H113V260H112ZM111 262V263H112ZM89 263V262H88ZM130 263V264H131ZM74 264V263H73ZM100 264H103V262L101 261V263ZM115 264V263H114ZM137 264V263H136ZM147 264V263H146ZM154 264V263H153Z\"/></svg>", "mask_w": 264, "mask_h": 264}]
</instances>
